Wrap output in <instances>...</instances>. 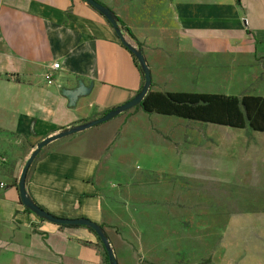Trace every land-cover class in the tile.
I'll list each match as a JSON object with an SVG mask.
<instances>
[{
  "label": "crops",
  "instance_id": "obj_1",
  "mask_svg": "<svg viewBox=\"0 0 264 264\" xmlns=\"http://www.w3.org/2000/svg\"><path fill=\"white\" fill-rule=\"evenodd\" d=\"M98 1L130 28L152 91L201 93L202 80L217 74L234 95L239 89L230 88L246 73H264V0H131L134 18L121 15L113 0ZM54 61L59 68L47 83ZM143 78L112 24L85 0H0V264H110L96 230L59 224L24 206L20 157L57 130L121 106L139 94ZM227 127L209 134L213 144L190 145L177 130L173 146L148 145L140 153L145 168L220 190L219 204L229 209L219 212L226 223L206 264H264V131ZM37 157L25 189L37 206L107 229L97 183L84 177L96 172L95 157L73 164L64 155ZM117 263L163 264L132 256Z\"/></svg>",
  "mask_w": 264,
  "mask_h": 264
},
{
  "label": "rangeland",
  "instance_id": "obj_2",
  "mask_svg": "<svg viewBox=\"0 0 264 264\" xmlns=\"http://www.w3.org/2000/svg\"><path fill=\"white\" fill-rule=\"evenodd\" d=\"M113 1V6L122 11L121 15L129 14L134 18L131 0L128 4L122 0ZM118 25L122 35L130 39L124 27ZM259 61L264 65V59L259 58ZM263 74L254 73L250 78L246 73V79L230 89H239L234 94L237 96L242 93L264 95ZM222 78L217 74L205 77L198 86L203 92L229 94ZM186 88L187 91L193 89L190 82ZM213 125L216 124L139 113L138 108L135 110L132 106L104 123L49 141L40 150L37 160L44 161L50 154L64 155L73 164L80 158L95 157L96 172L90 176L83 175L86 181L95 180L97 183L107 227L103 230L113 246L116 261L117 257L121 260L132 256L163 264L207 262L211 251L220 242L221 228L226 223L219 218V212L229 209V206L219 204L220 190L194 183L166 169L159 172L145 168L146 157L140 152L148 145V150L151 145L159 143L173 146L180 138L177 130L183 131V140L190 145L201 147L216 143L214 135L209 134L230 129ZM135 126H139L137 131L140 132L134 136L132 130ZM28 156L30 154L25 152L20 157L21 165L24 166ZM18 182L19 178L17 185ZM211 190L215 195L210 194Z\"/></svg>",
  "mask_w": 264,
  "mask_h": 264
},
{
  "label": "trees",
  "instance_id": "obj_3",
  "mask_svg": "<svg viewBox=\"0 0 264 264\" xmlns=\"http://www.w3.org/2000/svg\"><path fill=\"white\" fill-rule=\"evenodd\" d=\"M124 31L133 37L130 28L117 17ZM144 113L183 117L232 128L248 127L264 131V95L241 96L217 92H159L149 89L139 104ZM201 262L200 264H206Z\"/></svg>",
  "mask_w": 264,
  "mask_h": 264
},
{
  "label": "water",
  "instance_id": "obj_4",
  "mask_svg": "<svg viewBox=\"0 0 264 264\" xmlns=\"http://www.w3.org/2000/svg\"><path fill=\"white\" fill-rule=\"evenodd\" d=\"M86 2L89 3L92 7L95 9L99 10L105 18L112 24L114 27V31L116 32L117 36L121 40V42L126 46L136 57L138 64L140 66V69L143 74V87L139 94L122 104L121 106H117L115 108H112L110 110H107L103 115L96 117L88 122H84L82 124L73 126L71 128H65L60 130L58 133H55L54 135L47 136L43 140L39 141L34 149L32 150L30 156L26 159L24 166L22 168V171L19 174V182H18V192H19V197L21 202L26 206L27 208L34 210L35 213H37L39 216H42L44 218H48L51 221H54L59 224H66V225H75V224H83L86 226H89L96 230L101 238L103 239V243L105 245V248L108 253V258H109V263L110 264H117L116 259L114 258V252L112 250V247L110 245V242H108V237L105 234L103 228L97 224L96 222L92 221L91 219L88 218H67V217H58L55 215L50 214V212L44 210L43 208L37 206L34 200L29 197V195L26 193V185H25V178H26V173L28 172V169L30 167L31 162L33 161L34 157L39 154L40 150L49 142V141H54L60 137H62L65 134H71L75 131H79L82 129H87L92 126L98 125L99 123H104L114 117L116 114H119L121 111L127 110L131 108L132 106H136L137 104H140L141 100L143 99L144 95L149 90L150 84H151V72L149 70V67L146 64V59L144 58L140 48L135 42H132L130 39L126 38L125 36L122 35L121 33V28L118 25L117 17L114 16L113 11L107 8L103 3H101L98 0H85Z\"/></svg>",
  "mask_w": 264,
  "mask_h": 264
},
{
  "label": "built area",
  "instance_id": "obj_5",
  "mask_svg": "<svg viewBox=\"0 0 264 264\" xmlns=\"http://www.w3.org/2000/svg\"><path fill=\"white\" fill-rule=\"evenodd\" d=\"M58 68H59V63L55 61L51 63L50 68L47 72V76H46L47 83H52L54 81V76L56 75L55 73ZM1 160L4 161L5 159L2 158Z\"/></svg>",
  "mask_w": 264,
  "mask_h": 264
}]
</instances>
